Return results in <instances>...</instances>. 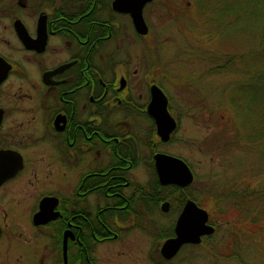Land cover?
Returning <instances> with one entry per match:
<instances>
[{
	"label": "flooded vegetation",
	"instance_id": "1",
	"mask_svg": "<svg viewBox=\"0 0 264 264\" xmlns=\"http://www.w3.org/2000/svg\"><path fill=\"white\" fill-rule=\"evenodd\" d=\"M124 8L123 0H0V151L22 160L0 182V264H100V245L147 228L154 212L174 214L153 226L159 263L196 245L170 259L160 253L185 202L197 203L188 191L195 174L161 148L178 119L167 102L176 127L162 140L147 109L150 86H160L146 84L143 100L130 78L131 37L149 28L137 33ZM156 154L182 159L192 182L161 184ZM45 197L47 219L37 221Z\"/></svg>",
	"mask_w": 264,
	"mask_h": 264
},
{
	"label": "rangeland",
	"instance_id": "2",
	"mask_svg": "<svg viewBox=\"0 0 264 264\" xmlns=\"http://www.w3.org/2000/svg\"><path fill=\"white\" fill-rule=\"evenodd\" d=\"M217 2L205 0L200 6L199 0H156L146 5L143 15L149 31L141 38L131 37L126 55L130 78L137 82L142 99L147 98L146 84L151 82L167 96L178 127L161 148L190 164L195 179L188 191L206 209L215 231L159 263L151 250L160 241L153 226L165 225L174 214L154 212L150 215L154 222L147 228L127 229L120 241L105 246L108 249L100 245V264H264L263 224L248 219L257 209L249 208V216L240 209L242 187L247 185L253 193L264 189V156L240 144L238 111L226 101L234 85L245 80L240 63L246 65L247 48L257 36L240 35V20L229 27L220 21L216 25ZM229 57L232 64L226 63ZM220 192L231 196L218 199ZM5 225L7 241L14 225ZM9 253L12 249L4 250L5 258L11 257Z\"/></svg>",
	"mask_w": 264,
	"mask_h": 264
},
{
	"label": "trees",
	"instance_id": "3",
	"mask_svg": "<svg viewBox=\"0 0 264 264\" xmlns=\"http://www.w3.org/2000/svg\"><path fill=\"white\" fill-rule=\"evenodd\" d=\"M199 2L200 6H204L205 0ZM213 15L216 25L221 22L229 27L240 20V35L254 33L257 36L254 45L247 48L246 65L240 63L245 80L234 85L226 101L228 106L235 107V111H238L240 144L264 156V0H218L213 7ZM247 59H250L249 62ZM233 62L231 57L226 60V63ZM248 189L247 185L240 189V209L248 212L249 216V208L255 207L257 210L248 217L251 218L249 223L262 222L264 227V189L261 193L256 190L253 193V189ZM217 196L218 199L225 200L231 195L220 192Z\"/></svg>",
	"mask_w": 264,
	"mask_h": 264
},
{
	"label": "water",
	"instance_id": "4",
	"mask_svg": "<svg viewBox=\"0 0 264 264\" xmlns=\"http://www.w3.org/2000/svg\"><path fill=\"white\" fill-rule=\"evenodd\" d=\"M152 0H123L127 11L137 33L144 35L148 27L142 16L143 6ZM167 97L162 90L156 86H150V100L147 106L148 113L154 119L157 134L162 140H167L170 133L176 127L175 120L167 110ZM22 167L21 156L13 151H0V182L12 176ZM155 169L161 184H176L180 187L189 185L193 175L186 163L177 157L156 154ZM50 198L45 197L39 205V210L34 214V219H47L48 210L44 208L45 202ZM166 204H163V209ZM208 212L192 200H187L179 213L175 225L174 236L166 239L160 253L165 259L172 258L179 248L185 243L199 244L203 236L214 233V226L208 222Z\"/></svg>",
	"mask_w": 264,
	"mask_h": 264
}]
</instances>
